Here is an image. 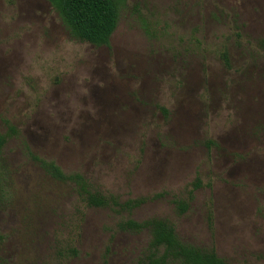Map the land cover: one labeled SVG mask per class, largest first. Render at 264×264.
Here are the masks:
<instances>
[{
    "label": "rangeland",
    "instance_id": "obj_1",
    "mask_svg": "<svg viewBox=\"0 0 264 264\" xmlns=\"http://www.w3.org/2000/svg\"><path fill=\"white\" fill-rule=\"evenodd\" d=\"M0 134V264H135L150 234L126 217L264 264V0H124L103 46L48 0H0ZM46 161L146 201L89 207Z\"/></svg>",
    "mask_w": 264,
    "mask_h": 264
},
{
    "label": "trees",
    "instance_id": "obj_2",
    "mask_svg": "<svg viewBox=\"0 0 264 264\" xmlns=\"http://www.w3.org/2000/svg\"><path fill=\"white\" fill-rule=\"evenodd\" d=\"M60 15L71 35L82 42L96 46L109 45L111 36L117 28L120 7L124 0H48ZM126 1V0H125ZM229 66L227 52L223 54ZM7 137L0 134V154ZM48 173L61 182L74 184L79 198L89 207H108L116 213L127 211L129 214L141 206L146 199H130L122 202L115 194L95 189L81 173L66 174L54 161L44 162ZM200 182L194 183L187 198L176 199L178 213L185 214L189 209L194 191ZM121 231L143 232L150 234L148 246L135 264H229L220 257L215 248H203L184 242L178 235L175 223L168 218L152 217L136 220L132 217L121 218L117 222ZM3 236L0 234V241ZM60 257L78 254L74 247H61Z\"/></svg>",
    "mask_w": 264,
    "mask_h": 264
}]
</instances>
